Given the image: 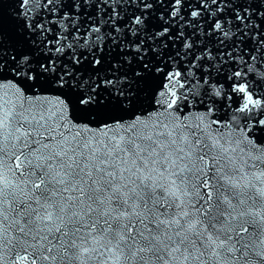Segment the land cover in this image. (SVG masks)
<instances>
[{
    "label": "snow or ice",
    "instance_id": "1",
    "mask_svg": "<svg viewBox=\"0 0 264 264\" xmlns=\"http://www.w3.org/2000/svg\"><path fill=\"white\" fill-rule=\"evenodd\" d=\"M0 264H264V0H0Z\"/></svg>",
    "mask_w": 264,
    "mask_h": 264
},
{
    "label": "water",
    "instance_id": "2",
    "mask_svg": "<svg viewBox=\"0 0 264 264\" xmlns=\"http://www.w3.org/2000/svg\"><path fill=\"white\" fill-rule=\"evenodd\" d=\"M9 5H5V11L7 12V9L9 8Z\"/></svg>",
    "mask_w": 264,
    "mask_h": 264
}]
</instances>
